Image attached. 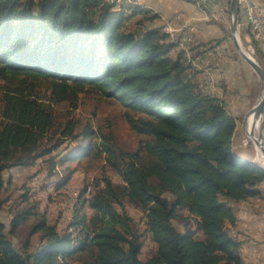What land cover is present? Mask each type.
<instances>
[{"label": "trees", "instance_id": "obj_1", "mask_svg": "<svg viewBox=\"0 0 264 264\" xmlns=\"http://www.w3.org/2000/svg\"><path fill=\"white\" fill-rule=\"evenodd\" d=\"M127 4L0 0V189L6 170L44 157L52 176L59 165L105 154L122 182L106 177L89 184L63 229L22 195L27 205L8 230L0 219V264H244L241 242L227 226L237 223L236 203L262 195L264 167L233 150L235 118L223 99L202 88L183 52L172 55L177 44L156 24L160 17ZM42 84L49 85L48 101ZM88 92L129 110L131 128L144 137L137 150L120 149L112 135L81 144L94 134L91 125L79 133L78 120H60L54 105L76 110ZM65 170L60 187L76 169ZM125 202L143 213L139 222ZM32 217L17 247L12 236ZM147 238L156 250L142 259Z\"/></svg>", "mask_w": 264, "mask_h": 264}, {"label": "rangeland", "instance_id": "obj_2", "mask_svg": "<svg viewBox=\"0 0 264 264\" xmlns=\"http://www.w3.org/2000/svg\"><path fill=\"white\" fill-rule=\"evenodd\" d=\"M123 1L124 0H116L117 9L122 7ZM135 3L136 2L130 0L128 4L132 5ZM226 19L230 25L231 14H228ZM159 20L156 24L159 27L164 28L168 21L166 23H161ZM243 27L244 26L239 27L241 43L245 49H247L251 44L254 45L256 52L253 54V57L258 63H260L259 60L261 61V59L258 50L259 48L261 49V46L257 42L254 44L249 39V34H245ZM226 38L229 41L226 54H232V56L242 59L235 48L232 34L227 33ZM253 94L258 97L260 95L259 98H261L259 89H256ZM2 95L3 81L0 80V106L2 104ZM40 95L44 98V100L48 101L50 97L48 84L40 85ZM54 108L56 109L60 120L67 118H75L78 120L79 133L83 131V128L87 124H90L94 130V134L82 142V137L75 141L71 140V143H68L70 148L65 149L64 153L76 148L80 142L81 144H88V142L96 145L102 144L104 138L108 135H112L114 138L113 142L120 149L131 152L137 150L144 141V137L136 133L129 124V117L133 115H128L129 110H127V108L116 98L88 92L80 95L79 105L76 110L73 109V107L67 102L62 105H54ZM260 134L261 127L259 130L257 129L256 136L259 137ZM239 135L241 137L244 136L241 130H239ZM239 135H237L234 139L233 150L247 158L256 157L257 163L264 166V159L259 155L257 146L250 139L248 133L244 136L242 141H240ZM46 158L48 157L40 159L33 167L12 168L4 172L5 183L0 189V201L2 203L0 219L5 223L7 230L9 229L10 221L12 220L14 213L18 209L27 205L22 198V195L24 194H28L30 196V203L38 202L41 213H45L47 215V220L50 224H56L60 229H63L68 227L72 219L74 209L78 204V196L85 188H87L89 184L97 182L98 180H105L106 177L112 178L115 184L122 183L119 174L109 163H107L105 154H103L102 158L98 159L86 156L81 161L76 160L66 163L65 165H59L58 172L52 176L48 173L49 163L45 161ZM67 166H71V168H75L76 170L67 184L60 187L59 185L61 184L63 177L66 175L65 169ZM167 196L172 198L169 194H167ZM249 204H251V206H247V204H243V202H241L236 203L234 207L237 218L238 215H246L252 210L256 211L257 216L255 217L256 219L253 220L256 221L258 232L253 233V235L249 237V242L257 247L264 244V196L261 195L260 197L254 198V201H250ZM124 207L137 222H139V219L141 220L143 213L140 210L133 208L127 202H125ZM86 210L91 213L89 208ZM237 221H239V219H237ZM34 222H36V218L32 217L26 224L21 226L18 235H15L14 237L12 236L17 247L24 244H22V242H24L28 237L30 226ZM194 224L196 225L195 222ZM227 227L234 237L236 235L237 238L239 233L241 234L238 222L235 226L228 225ZM141 229H144L142 224ZM31 241L32 244H38V235H34ZM155 250V244L152 243L149 238L145 239L141 258L146 259L152 255ZM258 260L260 262V258H258ZM262 263L264 262L262 261ZM248 264L254 263L251 262Z\"/></svg>", "mask_w": 264, "mask_h": 264}, {"label": "crops", "instance_id": "obj_3", "mask_svg": "<svg viewBox=\"0 0 264 264\" xmlns=\"http://www.w3.org/2000/svg\"><path fill=\"white\" fill-rule=\"evenodd\" d=\"M130 0L123 2L129 3ZM156 13L161 23L174 21L176 14L183 15L184 21L194 28L195 46L191 53V64L197 73V79L206 92H210L224 100L229 113L235 118L237 126L234 139L239 130L245 136L248 127L245 118L248 112L260 101V95L254 96V91H262L260 78L245 62L232 54H226L228 49L227 33H231L226 16L231 14L230 3L227 0H131ZM264 4V0H257ZM229 25V26H228ZM263 53L262 66L264 67V43H259ZM180 50L177 46L172 51L177 56ZM184 54V52H183ZM244 136L239 135L240 141ZM233 139V142H234ZM248 147V146H247ZM237 152V151H235ZM244 160L257 163L256 157L247 158L240 153ZM264 196V182L260 185ZM256 198V197H255ZM250 201L243 202L251 206ZM256 211L238 215L241 234L237 239L241 242L240 254L244 264H264V244L255 247L249 242V237L257 233ZM237 225V223H236ZM236 238V235H235ZM260 258V262L258 260Z\"/></svg>", "mask_w": 264, "mask_h": 264}, {"label": "built area", "instance_id": "obj_4", "mask_svg": "<svg viewBox=\"0 0 264 264\" xmlns=\"http://www.w3.org/2000/svg\"><path fill=\"white\" fill-rule=\"evenodd\" d=\"M231 2V0H227ZM239 27L246 26L249 30V39L255 44L264 43V4L257 0H239ZM242 18V22H240ZM163 30L170 35L177 47L184 52V57L191 63V53L195 46L194 28L184 21L178 13L174 21H168ZM253 56L256 49L253 44L246 49Z\"/></svg>", "mask_w": 264, "mask_h": 264}, {"label": "water", "instance_id": "obj_5", "mask_svg": "<svg viewBox=\"0 0 264 264\" xmlns=\"http://www.w3.org/2000/svg\"><path fill=\"white\" fill-rule=\"evenodd\" d=\"M231 10V23L230 29L233 38V42L237 52L240 54L242 59L251 66V68L255 71L257 76L261 80L262 91L260 101L248 112L245 123L248 124V118L251 114L254 115L255 121L258 119H262L261 126V134L259 137L255 135V126L248 132L250 139L253 143L261 149L264 154V67L258 63L253 56H251L248 51L243 47L240 36H239V13H240V5L239 0H231L230 3ZM264 167V166H263Z\"/></svg>", "mask_w": 264, "mask_h": 264}, {"label": "bare ground", "instance_id": "obj_6", "mask_svg": "<svg viewBox=\"0 0 264 264\" xmlns=\"http://www.w3.org/2000/svg\"><path fill=\"white\" fill-rule=\"evenodd\" d=\"M261 121L262 119H258L257 121H255L254 119V115L251 114L248 118V124H247V127H248V132H250V130L255 126V135H256V131L257 129L259 130V128L261 127ZM258 149V153L259 155L264 159V154L263 152L261 151V149L259 147H257ZM262 160V159H261ZM263 161V160H262ZM103 185V183H102ZM92 191L91 187L89 188L88 190V193H90Z\"/></svg>", "mask_w": 264, "mask_h": 264}]
</instances>
